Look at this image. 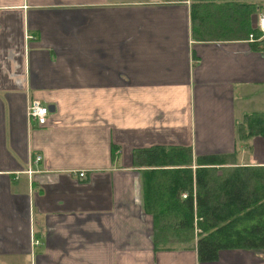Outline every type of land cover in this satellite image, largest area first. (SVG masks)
I'll use <instances>...</instances> for the list:
<instances>
[{
    "label": "crops",
    "instance_id": "1",
    "mask_svg": "<svg viewBox=\"0 0 264 264\" xmlns=\"http://www.w3.org/2000/svg\"><path fill=\"white\" fill-rule=\"evenodd\" d=\"M192 3L0 0V264H264L262 249L200 261L195 245L156 248L144 209L134 148L264 165V136L238 134L264 112V50L196 39Z\"/></svg>",
    "mask_w": 264,
    "mask_h": 264
},
{
    "label": "trees",
    "instance_id": "2",
    "mask_svg": "<svg viewBox=\"0 0 264 264\" xmlns=\"http://www.w3.org/2000/svg\"><path fill=\"white\" fill-rule=\"evenodd\" d=\"M260 10L264 0H193L192 35L240 39L252 34L251 47L264 50V34L252 22ZM238 134L264 136V112L247 113ZM133 157L151 177L143 183L144 209L153 217L156 248L195 245L200 261L216 259L223 248L264 251V165H228L233 153L194 157L190 146L177 144L134 148Z\"/></svg>",
    "mask_w": 264,
    "mask_h": 264
},
{
    "label": "built area",
    "instance_id": "3",
    "mask_svg": "<svg viewBox=\"0 0 264 264\" xmlns=\"http://www.w3.org/2000/svg\"><path fill=\"white\" fill-rule=\"evenodd\" d=\"M257 25L262 30V34H264V15L259 17ZM252 38V34L249 35ZM28 116L34 119L39 125H45L50 118V109L48 105L43 104L39 99L32 98L27 106ZM41 158L40 155L35 156V160H39ZM79 176H83L85 174L84 170L78 171ZM185 196V194H183Z\"/></svg>",
    "mask_w": 264,
    "mask_h": 264
},
{
    "label": "water",
    "instance_id": "4",
    "mask_svg": "<svg viewBox=\"0 0 264 264\" xmlns=\"http://www.w3.org/2000/svg\"><path fill=\"white\" fill-rule=\"evenodd\" d=\"M252 22H253L254 25H256V22H257V16H256L255 13L253 14Z\"/></svg>",
    "mask_w": 264,
    "mask_h": 264
},
{
    "label": "rangeland",
    "instance_id": "5",
    "mask_svg": "<svg viewBox=\"0 0 264 264\" xmlns=\"http://www.w3.org/2000/svg\"><path fill=\"white\" fill-rule=\"evenodd\" d=\"M164 206H167V205H164Z\"/></svg>",
    "mask_w": 264,
    "mask_h": 264
}]
</instances>
